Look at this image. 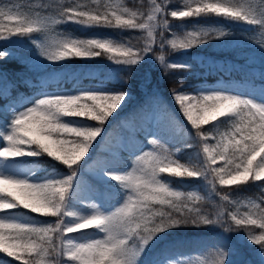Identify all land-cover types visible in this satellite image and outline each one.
<instances>
[{
	"label": "snow or ice",
	"instance_id": "obj_1",
	"mask_svg": "<svg viewBox=\"0 0 264 264\" xmlns=\"http://www.w3.org/2000/svg\"><path fill=\"white\" fill-rule=\"evenodd\" d=\"M260 4L261 11L257 14L253 4L242 5L239 0H188L183 10H172L170 15L184 19L216 14L264 28V0H260ZM152 5L146 19L139 23L137 13L128 9H113L109 13L67 8L60 13L59 19L54 20L38 13L32 15L0 9V34L25 36L33 32L47 33L53 24L61 22L112 26L114 21V26L122 29L145 30L148 37L146 46L134 51L131 45L111 39L64 37L37 42L39 55L50 63H58L69 58H95L103 53L116 64L135 66L152 51L157 29L168 28L167 19H157L158 14H164V8L156 0H152ZM6 21L15 23L9 27ZM227 35L223 29L199 28L188 32L179 42L170 40L168 43L174 49L186 50ZM160 47L163 49V42ZM11 56L10 51H0V60ZM158 59L165 68L184 70L190 67L187 62L165 63L164 55ZM3 76L0 72V77ZM261 80L264 81V73ZM260 88L259 98L229 90L198 89L193 95L174 89V101L202 140L208 139V135L200 131L202 125L213 123L217 128L216 122L230 123L231 129L220 134L221 139L216 145L204 143L206 159L199 168L180 164L157 139H152L151 144L162 150L135 156L131 171L108 166L101 168L97 176L100 183L111 186L110 182H116L124 190L126 199L115 211L101 210V207L93 205L86 214L72 210L80 192L77 183L80 162L92 150L97 138L102 136L109 118L126 103L129 93L103 86L80 89L75 93L58 90L42 94V98L29 106L13 108L5 116L4 130L0 132V213L22 208L58 219L55 223L37 226L27 218L18 219L15 214L0 216V252L14 257L21 264H144L143 257L153 242L162 233L181 226L216 224L223 227L225 233L247 229L249 225L264 229V210L255 218L251 212L242 215L229 213L232 223L225 219L224 212L210 218L200 208L189 207L186 203L190 201L194 205L202 199L200 195L174 190L171 182L161 177L162 173L179 179L203 177L223 201H228L229 196L218 192L217 184L231 187L264 181V83ZM45 154L67 166L70 174L33 182L32 171L25 174L21 161L25 157ZM218 158L224 161L225 166H215ZM152 205H160L161 208L153 209ZM252 207L259 206L253 204ZM69 217L71 219L66 220ZM89 229L97 235L90 236ZM71 233H80L84 239L81 242L65 239ZM246 239L259 246L260 264H264V232L256 235L248 229ZM216 251V264H250L242 258L236 259L242 253L226 236L221 237ZM61 257L66 259L61 260ZM151 264L184 262L177 257L154 259Z\"/></svg>",
	"mask_w": 264,
	"mask_h": 264
},
{
	"label": "trees",
	"instance_id": "obj_2",
	"mask_svg": "<svg viewBox=\"0 0 264 264\" xmlns=\"http://www.w3.org/2000/svg\"><path fill=\"white\" fill-rule=\"evenodd\" d=\"M187 2L188 0H156V3L165 10L163 15L158 14L157 19H167L168 28L157 29L156 43L152 45V51L135 66L116 64L103 53L95 58H69L39 69L34 68L30 63L39 51L37 42L40 43L45 35L74 39H111L116 43L131 45L134 51L142 50L146 46L148 37L145 30L122 29L114 26V21L112 26H84L61 22L53 24L47 33L33 32L25 36H8L6 32L0 34V51L12 53L11 57L0 60V72L4 74L0 77V132L4 130L2 125L5 116L10 112L8 107L11 103H19L24 97L33 93L53 89L75 93L84 86L103 83L105 86L119 87L133 95L127 107L109 118L104 125L102 136L97 138L92 150L80 162L77 180L80 192L72 210L76 207H88L85 200L90 195L97 198L99 207L112 208L121 203L124 199V190L120 189L116 182H110L111 186L100 183L97 179L99 170L105 166L120 170L128 168L134 155L139 153L147 142L148 136L157 139L180 164L202 167L206 159L200 147L202 139L171 99L174 89H192L197 84L211 88L216 81L222 80L237 89L245 86L250 91L261 93L260 85L264 83L261 80L264 64L249 61L240 55L238 49L239 44L245 41L264 42V28L260 25L248 24L246 21H233L216 14H202L200 17L184 19L171 17L172 10H183ZM239 2L243 3L241 0ZM253 2L260 3V0ZM152 7V0H0V9L5 12L18 11L32 15L38 13L49 20L59 19L60 13L67 8L109 13L113 9L117 11L128 9L137 13L139 23L146 19ZM14 23V21H6L9 27ZM199 28L223 29L228 35L186 50L174 49L168 43L170 40L179 42L188 32ZM5 36L7 39L4 38ZM161 42L164 44L163 49L160 47ZM233 42L234 44H231ZM160 55H164L165 63L187 62L190 67L184 70L165 68L158 59ZM216 125L217 128H214L213 123H209L202 125L200 129L208 135L206 141L210 146L220 141L221 133L231 129L230 123L216 122ZM175 149L179 151H173ZM33 161L38 164L41 173L49 175L53 171H59L70 174L67 166L49 158L46 154L29 159V162ZM215 166L223 167L225 163L218 158ZM161 176L171 182L174 190L185 193L191 191L200 195L202 199L194 205L190 201L186 203L189 207L200 208L210 218H214L219 212H224L225 219L228 223H232L229 213L242 215L251 212L255 218L264 210V181H250L244 185L231 187H221L217 184V191L229 196L228 201H223L212 191L211 185L203 177L179 179L167 173H162ZM253 204L259 207L253 208ZM152 207L161 208L160 205H152ZM163 210L172 211L169 208ZM14 212L34 215L36 219L31 223L37 226L55 223L58 219L37 215L22 208L4 214ZM45 220L50 221L46 223ZM248 229L256 235L264 232V229L259 228L258 225H249L247 229L241 228L227 233L224 232L223 227L216 224L198 227L190 224L181 226L162 233L150 246L143 257V262L151 264L154 259L177 256L184 264H216L218 259L216 246L221 237L226 236L242 253V256L236 257L237 260L242 258L250 264H260L259 246L246 239ZM88 233L90 236L97 235L92 229H89ZM53 239H56L55 236ZM65 239L81 242L84 237L80 233H71L67 234ZM0 261H3V264H21V261L2 252H0Z\"/></svg>",
	"mask_w": 264,
	"mask_h": 264
},
{
	"label": "rangeland",
	"instance_id": "obj_3",
	"mask_svg": "<svg viewBox=\"0 0 264 264\" xmlns=\"http://www.w3.org/2000/svg\"><path fill=\"white\" fill-rule=\"evenodd\" d=\"M241 1H243V3H242L243 5H247L249 3L253 4L255 6V8H256L257 14L261 11V4L260 3L253 2V0H241ZM13 12H18V11H13ZM61 38H63V37H56L54 35H45V37L41 40L40 43H44L46 40L47 41H53V40H58V39H61ZM231 44H234V42L231 43ZM239 45H240V47H244L243 49H241L239 47L238 50H239L240 55L244 56L249 61H254V62H258V63H263L264 64V42H260V41L259 42L245 41L243 43H240ZM30 63L36 69L45 67V66L50 64V62L46 61L43 57H41L39 55V51L30 60ZM100 86H103V87H105V88H107L109 90L120 89L119 87L105 86L103 83H96V84H92V85H87V86H84L83 89H86V88L87 89H95V88H98ZM198 89L229 90V91H233V92L247 94L249 96L256 97V98H259L260 95H261L260 92L250 91L245 86H243L240 89H237V88L233 87L231 84H228V83H226V82H224L222 80L216 81L212 85L211 88H208V86L204 85V84H197L192 89L185 88V89H175V90H183V91H186V92H188L190 94L195 95V94H197L196 90H198ZM58 90L62 91V89H53L51 91H41V92L33 93L32 95L24 97L19 103H11V105L8 107V110L11 111L13 108L21 109L23 107L29 106L36 99L42 98V94L56 92ZM172 93H173V91H172ZM172 93H171V99L174 101ZM132 98H133V95L131 93H129V96H128V99H127L126 103H124L122 105V107L120 109H118L117 112L114 113L113 115L117 114L119 111H121L122 109L127 107L129 102H130V100ZM174 103L176 104L175 101H174ZM180 112H181V110H180ZM181 114H182V112H181ZM87 123L95 124V122H93V121H87ZM151 139H154V138H152V136H148L147 137V142L142 146V148L140 149V152L134 155V158L137 155H142L144 152L156 151V152L159 153L162 150L161 148H158L157 146L152 145L151 144ZM204 143H208V142L206 140H201L200 147H201L202 150H203ZM163 148L166 149L164 146H163ZM173 151L177 152V149H175ZM31 158L32 157L23 158L22 161H21V168L25 172V174L28 171H32V173H30V175L33 177V182H40L43 178H46V177H49V176H58V177L62 178L63 176L68 175L66 173H62V172H59V171H53L49 175L45 174V173H41V171L39 169V166H38V164L36 162H34V161L33 162H29V159H31ZM134 158L132 159L131 164L129 165V167L126 168V169H123V171H131L132 166H133ZM124 199H126L125 192H124ZM123 200H122L121 203L113 206L112 208H102L101 207V210L115 211L116 207H119V206L122 205ZM85 201L88 204V207H86V208L84 206L82 208L81 207H76L74 209V211L78 210V212H81L82 214H86V213H88V212H90L92 210V206L93 205L98 206L97 198L94 195L88 196ZM12 214H15L18 217V219H20V220H25V218H27L28 222H30V223L32 222V220L36 219L34 215H29V214H26V213L14 212ZM3 215H6V213L5 214L4 213H0V216H3ZM37 215H39V214H37ZM38 219H40V218L38 217ZM66 220H68V219H66ZM48 221H50V220H45L46 223ZM168 258L175 259V258H177V256H171V257L163 258V259H160V260H165V259H168Z\"/></svg>",
	"mask_w": 264,
	"mask_h": 264
}]
</instances>
